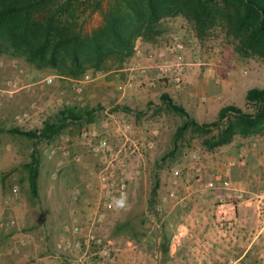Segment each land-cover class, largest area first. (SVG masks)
<instances>
[{
	"label": "rangeland",
	"instance_id": "1",
	"mask_svg": "<svg viewBox=\"0 0 264 264\" xmlns=\"http://www.w3.org/2000/svg\"><path fill=\"white\" fill-rule=\"evenodd\" d=\"M72 5L69 14L74 15L75 30L91 32L102 23L101 11L94 10L93 0H72ZM157 25L152 40L137 37L122 67L106 72L88 70L82 76H64L56 66H38L11 49L0 53V87L13 89L6 85L9 79L19 88L0 97V152L5 157L1 176L7 184L3 201L10 209H23L26 220L23 225L22 218L12 214L2 219L12 218L15 223L4 227L50 228L52 242L64 227L71 234L69 242L81 238L82 259L109 264L117 244H124L126 238L138 239L145 228L154 226L158 212L168 209L167 203L158 207L162 194L175 197L179 180L188 172L198 181L196 168L202 172L199 184L206 191H216L218 204L225 202L224 192L230 190L209 189L205 182L216 178V173L232 180V166L239 177L254 185L258 191L254 198L264 193V129L248 136L235 134L230 142L209 147L204 140L212 134L192 129L176 133L184 117L163 98L166 94L199 123L216 120L224 106L251 110L245 94L250 88L264 89V57L239 52L235 38L219 25L201 35L182 15L167 17ZM176 42L182 47H175L172 53L169 48ZM176 55L180 56L178 62H174ZM164 58L179 64L161 75L158 65ZM47 77L52 82L45 83ZM93 84L98 87L89 92L87 86ZM67 109L79 116L85 109L92 112L73 119L67 118ZM26 112L28 116H24ZM109 118L124 134L108 130ZM46 124L52 126L51 131L40 137ZM10 128L36 131V135L11 132ZM100 140L106 145L95 151ZM76 153H81V165L88 166L81 186L73 169H68L69 164L76 163ZM32 159L38 166L35 197L28 182L27 163ZM211 163H216L218 170ZM104 168H111L113 181L120 175L125 178L122 196H126L127 204L123 209L115 207L121 197L116 185L111 194L100 188L99 174ZM175 169L180 170L177 176ZM15 186L16 193L12 191ZM84 189L93 191L90 201ZM240 191L243 195V189ZM109 199L113 201L111 207L105 202ZM74 224L81 227V235L72 231ZM87 232L91 239L86 245ZM61 240L55 247L63 251L57 247ZM106 245L111 248L109 255L97 254Z\"/></svg>",
	"mask_w": 264,
	"mask_h": 264
},
{
	"label": "trees",
	"instance_id": "2",
	"mask_svg": "<svg viewBox=\"0 0 264 264\" xmlns=\"http://www.w3.org/2000/svg\"><path fill=\"white\" fill-rule=\"evenodd\" d=\"M93 2L94 10L101 11L102 23L91 32L82 33L75 30L72 23L76 22L74 15L69 14L72 0H0V53L11 49L38 66H56L59 75L64 76H82L88 70L106 72L117 68L114 66L122 67L125 58L131 55L137 37L152 40L153 35H157L158 22L182 15L194 23L198 35L219 25L235 38L239 52L264 57V0ZM163 98L173 111L184 117L176 133L192 129L203 135L212 134L204 140L209 147L228 143L235 134L248 136L264 129V89L261 88H250L245 94L251 110L224 106L216 120L203 123L190 117L183 106L174 103L166 94ZM84 111L81 116L71 109L65 112L67 118L73 119L83 118L92 112L91 109ZM51 127L46 124L39 136L49 133ZM9 131L36 135V131L20 128H10ZM27 167L30 194L35 197L37 160L32 159Z\"/></svg>",
	"mask_w": 264,
	"mask_h": 264
},
{
	"label": "crops",
	"instance_id": "3",
	"mask_svg": "<svg viewBox=\"0 0 264 264\" xmlns=\"http://www.w3.org/2000/svg\"><path fill=\"white\" fill-rule=\"evenodd\" d=\"M87 87L90 92L98 86ZM118 115L123 116L119 112ZM108 120V130L124 134L120 125L115 126L113 118ZM80 154L68 169H73L81 186V177L88 166L81 165ZM4 159L0 152V218L16 214L24 225L23 209H10L3 201L7 185L1 176ZM215 165L213 168L218 170ZM186 174L179 180L175 197L160 196L158 207L167 203L168 209L158 212L154 226L145 228L136 240L126 238L124 244H117L111 264H264V208L254 199L253 195L258 193L254 185L239 177L232 166L230 177L243 189V195L238 199L235 192L227 190L225 202L218 204L215 190H204L190 172ZM87 187L90 188L88 183ZM83 191L90 201L93 191ZM146 216L150 217L148 213ZM52 232L43 227L0 228V264H80L81 249L62 251L55 247L58 240H69L71 234L63 227L52 242Z\"/></svg>",
	"mask_w": 264,
	"mask_h": 264
},
{
	"label": "built area",
	"instance_id": "4",
	"mask_svg": "<svg viewBox=\"0 0 264 264\" xmlns=\"http://www.w3.org/2000/svg\"><path fill=\"white\" fill-rule=\"evenodd\" d=\"M175 47H182V45L179 43V42H176L174 46L170 47L169 48V51H171L173 53V50ZM175 60L174 62H178L179 59H180V56L179 55H176L175 56ZM173 64H179V63H173L171 61H169L167 58H164L163 59V62L161 64L158 65L159 67V70H160V73L161 75L162 74H167L168 73V70L171 69L172 65ZM44 82L45 83H50L52 82V78L51 77H47L44 79ZM6 85H8V87H12L13 89H10V88H2L0 87V97L3 96L4 94L6 93H10V92H14L16 90H18L19 88L16 86V82L15 81H11V80H7L6 81ZM74 88V86H73ZM28 112L24 113V116H28ZM106 145V142L104 140H100L99 141V144H98V147L95 148V151H98L97 149H102L104 146ZM54 153V149L50 150V155L52 156V154ZM111 169V168H109ZM107 169V168H104V170L99 174V182H100V188L104 191L105 194H111V192H113L111 190L112 186L113 185H116V189H117V192H118V195L119 196H122L124 195L125 193V178L124 176L120 175V177L116 180V181H113L111 180L110 178V170ZM179 169H175L173 171L174 175H178L179 174ZM196 171H197V180L200 181L201 177H202V172H201V169L200 168H196ZM216 178H214L213 180H208L205 182V186L209 189H215V188H219L220 190H226V189H229L233 192L236 193V197L239 199L242 197V194H241V191L242 190L239 186L235 185L232 180L226 175L224 176V174H221V173H216ZM114 188V187H113ZM12 191L14 193H16L18 191V188L15 186L12 188ZM221 197V198H220ZM222 197H223V194L220 193L219 194V198L220 200H222ZM255 200H257L260 204V208L263 209L264 208V193H260L258 195H256V197L254 198ZM107 206L108 207H111L112 204H113V201L111 199L109 200H106L105 201ZM263 205V206H261ZM2 219L0 218V227H4V226H7V225H13L15 223V220L10 218V219ZM90 230V229H88ZM72 231H74L75 233L77 234H80L81 235V227H79L77 224H74L73 225V228H72ZM91 239V238H90ZM89 233L87 232L86 234H84V240H85V243L87 245V243L89 242ZM57 247L58 248H62L63 250H68V249H81V238L78 239L77 241L75 242H69V240L67 239H62L60 242L57 243ZM111 248H109L107 245L102 248L101 250H99V252L97 254H99L100 256L102 257H106L109 255V250ZM87 250V248H86ZM80 264H92L93 262L91 260H84L81 258L80 256ZM231 264H236V263H231Z\"/></svg>",
	"mask_w": 264,
	"mask_h": 264
},
{
	"label": "clouds",
	"instance_id": "5",
	"mask_svg": "<svg viewBox=\"0 0 264 264\" xmlns=\"http://www.w3.org/2000/svg\"><path fill=\"white\" fill-rule=\"evenodd\" d=\"M126 204H127L126 196H121L118 200L115 201V207L117 209L125 208Z\"/></svg>",
	"mask_w": 264,
	"mask_h": 264
}]
</instances>
